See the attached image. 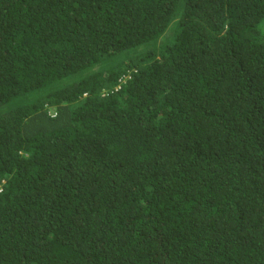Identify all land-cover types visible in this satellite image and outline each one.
<instances>
[{"label": "trees", "instance_id": "1", "mask_svg": "<svg viewBox=\"0 0 264 264\" xmlns=\"http://www.w3.org/2000/svg\"><path fill=\"white\" fill-rule=\"evenodd\" d=\"M0 264H264V0H0Z\"/></svg>", "mask_w": 264, "mask_h": 264}, {"label": "clouds", "instance_id": "2", "mask_svg": "<svg viewBox=\"0 0 264 264\" xmlns=\"http://www.w3.org/2000/svg\"><path fill=\"white\" fill-rule=\"evenodd\" d=\"M53 113V112H52Z\"/></svg>", "mask_w": 264, "mask_h": 264}, {"label": "rangeland", "instance_id": "3", "mask_svg": "<svg viewBox=\"0 0 264 264\" xmlns=\"http://www.w3.org/2000/svg\"><path fill=\"white\" fill-rule=\"evenodd\" d=\"M53 111V110H52Z\"/></svg>", "mask_w": 264, "mask_h": 264}]
</instances>
